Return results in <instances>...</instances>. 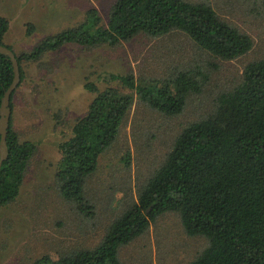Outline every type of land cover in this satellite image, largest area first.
I'll return each instance as SVG.
<instances>
[{
	"label": "trees",
	"instance_id": "16d2710c",
	"mask_svg": "<svg viewBox=\"0 0 264 264\" xmlns=\"http://www.w3.org/2000/svg\"><path fill=\"white\" fill-rule=\"evenodd\" d=\"M31 29L28 25L27 34ZM8 30L9 22L0 16V45L12 50L4 42ZM171 31L184 33L200 50L221 60L237 59L253 46L249 35L204 2L116 0L105 25L93 8L76 27L43 40L29 53H15L20 72L17 88L24 80L23 62L64 45L116 46L139 34L156 38ZM208 74L199 67L150 80L111 73L105 81L117 84L102 90L86 83L85 89L93 94L87 112L75 121L70 137L57 144L55 178L61 198L77 212L91 215L92 206L84 195L86 179L117 139L134 99L164 116H178L188 97L202 92ZM12 80V64L0 54V103ZM14 93L6 136L8 156L0 167V210L19 196L37 149L35 143L20 140L13 128ZM167 212L179 216L187 236L208 241L188 264H264V59L245 66L240 82L216 98L212 113L177 133L162 165L139 190L137 202L110 224L96 247L72 250L57 259L44 255L33 264H123L119 249Z\"/></svg>",
	"mask_w": 264,
	"mask_h": 264
},
{
	"label": "rangeland",
	"instance_id": "374dc122",
	"mask_svg": "<svg viewBox=\"0 0 264 264\" xmlns=\"http://www.w3.org/2000/svg\"><path fill=\"white\" fill-rule=\"evenodd\" d=\"M115 1L0 0V16L9 22L4 42L17 55L29 53L43 40L82 23L93 8L105 25ZM185 1L212 6L252 38V49L234 60L216 59L184 33L171 31L156 38L139 34L116 46L67 44L22 63L25 75L13 96L12 125L20 140L35 143L37 149L19 196L0 210V264H33L44 255L57 259L96 247L110 224L137 202L139 190L162 165L177 133L212 113L216 98L240 82L245 66L264 59L262 0ZM198 67L208 71V82L200 94L188 97L180 115L164 116L134 99L117 139L86 179L91 215L77 212L61 198L55 178L57 144L70 137L75 121L87 112L93 94L86 83L102 90L117 84L105 81L111 73L150 80ZM207 245L204 237L187 236L179 216L167 212L122 246L118 256L123 264H188Z\"/></svg>",
	"mask_w": 264,
	"mask_h": 264
},
{
	"label": "water",
	"instance_id": "95a60500",
	"mask_svg": "<svg viewBox=\"0 0 264 264\" xmlns=\"http://www.w3.org/2000/svg\"><path fill=\"white\" fill-rule=\"evenodd\" d=\"M0 54L9 58L13 68V80L10 86L5 90L0 103V167L2 162L6 160L8 156L6 146V136L8 132L11 109H10V98L14 90L20 83V72L19 65L15 56V53L9 48L0 45Z\"/></svg>",
	"mask_w": 264,
	"mask_h": 264
}]
</instances>
